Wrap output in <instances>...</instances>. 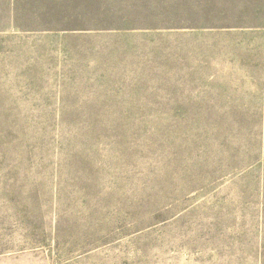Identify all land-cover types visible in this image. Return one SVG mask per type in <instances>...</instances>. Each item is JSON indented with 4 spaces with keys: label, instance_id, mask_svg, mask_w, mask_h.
Returning <instances> with one entry per match:
<instances>
[{
    "label": "rangeland",
    "instance_id": "rangeland-1",
    "mask_svg": "<svg viewBox=\"0 0 264 264\" xmlns=\"http://www.w3.org/2000/svg\"><path fill=\"white\" fill-rule=\"evenodd\" d=\"M0 264H264V0H0Z\"/></svg>",
    "mask_w": 264,
    "mask_h": 264
}]
</instances>
